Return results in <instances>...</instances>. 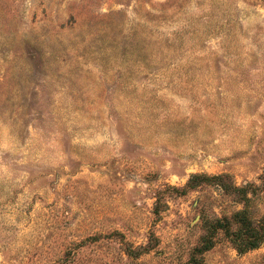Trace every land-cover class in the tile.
<instances>
[{
    "label": "rangeland",
    "instance_id": "obj_1",
    "mask_svg": "<svg viewBox=\"0 0 264 264\" xmlns=\"http://www.w3.org/2000/svg\"><path fill=\"white\" fill-rule=\"evenodd\" d=\"M194 174L264 216V0H0V264H181L243 206Z\"/></svg>",
    "mask_w": 264,
    "mask_h": 264
},
{
    "label": "trees",
    "instance_id": "obj_2",
    "mask_svg": "<svg viewBox=\"0 0 264 264\" xmlns=\"http://www.w3.org/2000/svg\"><path fill=\"white\" fill-rule=\"evenodd\" d=\"M212 183L221 187L225 193L234 194L243 206L233 210L230 214L204 215L201 224L204 233L201 241L190 251L188 260L181 264H204V253L214 246L220 233H223L233 243L240 254L260 247L264 241V216L258 217L253 211L261 185L248 183L243 187H238L223 174H194L183 188L173 189L185 194ZM158 204L159 202L156 203L155 212L159 214Z\"/></svg>",
    "mask_w": 264,
    "mask_h": 264
}]
</instances>
